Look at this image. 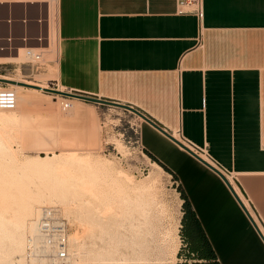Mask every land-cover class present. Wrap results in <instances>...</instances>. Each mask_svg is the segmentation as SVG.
<instances>
[{"label": "crops", "instance_id": "1", "mask_svg": "<svg viewBox=\"0 0 264 264\" xmlns=\"http://www.w3.org/2000/svg\"><path fill=\"white\" fill-rule=\"evenodd\" d=\"M42 1L1 3L0 36L46 33L52 9ZM201 2L199 40L197 18L179 14L176 0H57L54 76L45 81L146 116L113 106L133 115L137 145L183 189L194 238L218 264H264L249 218L264 224V0ZM49 44L28 45L44 53ZM178 129L236 175L248 213L217 172L167 135Z\"/></svg>", "mask_w": 264, "mask_h": 264}, {"label": "rangeland", "instance_id": "2", "mask_svg": "<svg viewBox=\"0 0 264 264\" xmlns=\"http://www.w3.org/2000/svg\"><path fill=\"white\" fill-rule=\"evenodd\" d=\"M53 18L51 12L50 51L33 49L42 50L37 62L25 49L19 50L17 59L16 51L11 54L0 49V77L54 87L45 81L54 76L53 66L47 64L56 58ZM28 36L25 42L29 44L32 36ZM1 88L14 90L16 103L13 108H0L4 118L0 121V190L8 197L5 202L0 200V264H208L196 258L183 238L177 183L137 145L132 114L12 83L0 82ZM68 100L71 105L64 108L63 102ZM85 158L92 160L93 168L76 162ZM36 165L39 169L35 170ZM65 166L76 176L60 182L59 172ZM8 175L12 176L9 184L3 181ZM81 178L93 184L96 195L88 193ZM19 183L31 192L33 189L34 198L26 199ZM22 199L32 210L20 224L21 214L14 210ZM43 208H51L67 220L65 259L41 258L32 250L34 232L29 222L34 221L37 228ZM11 216L16 222L7 227ZM99 253L107 259L97 260Z\"/></svg>", "mask_w": 264, "mask_h": 264}, {"label": "built area", "instance_id": "3", "mask_svg": "<svg viewBox=\"0 0 264 264\" xmlns=\"http://www.w3.org/2000/svg\"><path fill=\"white\" fill-rule=\"evenodd\" d=\"M176 11L179 14H193L200 25V31L198 34V38L200 40L201 37V19H202V2L201 0H176ZM41 22V19L38 20ZM7 22L10 24L11 19H8ZM10 30L5 36H0V40L3 41L4 44L0 46V49L6 52L11 53L18 52L19 49H25L26 55L39 62L41 59V51L34 52V47L21 45L17 46L14 41V38H20L22 41H26L29 36L28 34H22L21 37H16ZM33 37V36H32ZM36 42L42 44L44 42H49V30L46 33L39 34L34 37ZM201 44V43H200ZM42 48V47H41ZM66 100V99H65ZM16 103V95L14 90L10 88H1L0 89V108L9 109L13 108ZM70 101L63 102V107L68 108L70 107ZM135 131V130H134ZM173 138L176 139L178 142L189 148L193 153H195L199 158H201L204 162L209 164L212 168L216 169L219 173L227 178V180L231 183L232 188L234 189L233 183L237 187V179L236 175L223 168L216 162V160L208 153L207 148L205 146L200 147L194 145L192 142L184 138L181 134V131L178 129L173 132ZM207 155L208 158L213 162H208L207 160L203 159L202 155ZM233 182V183H232ZM237 194V193H236ZM238 195V194H237ZM240 198V196H239ZM241 199L244 207L250 211L249 208V200L248 198ZM251 218L255 222L259 232L262 234L264 238V224L261 222L259 216L251 215ZM67 220L64 219L60 214H58L55 210L51 208H43L40 212V215L37 219V230L38 235L31 238V246L34 254L41 258H54V259H65L67 256V243H68V228H67Z\"/></svg>", "mask_w": 264, "mask_h": 264}, {"label": "bare ground", "instance_id": "4", "mask_svg": "<svg viewBox=\"0 0 264 264\" xmlns=\"http://www.w3.org/2000/svg\"><path fill=\"white\" fill-rule=\"evenodd\" d=\"M15 1H26V2H31V1H35V0H0V4L2 3L3 4V2H15ZM38 2L39 1H42V0H37ZM43 2V1H42ZM57 2V0H53V1H51V2H48V3H50V7H51V11L53 12V14H54V18H53V29H54V44H55V40L57 39V22H56V3ZM49 6H47V7H49ZM50 9V8H49ZM49 11V10H48ZM47 12V11H46ZM45 13V12H44ZM42 14H43V12H42ZM44 15V14H43ZM47 16V15H46ZM51 16V15H50ZM44 17V16H43ZM45 19V18H44ZM44 21V20H43ZM48 21V20H47ZM45 22V21H44ZM44 22H42V23H44ZM46 23H48V22H46ZM45 25V24H44ZM46 25H48V24H46ZM42 28H43V26H42ZM45 28V27H44ZM49 28V27H48ZM44 30V29H43ZM45 30H47V29H45ZM51 30V29H50ZM42 32V31H41ZM45 32V31H44ZM43 34V33H42ZM50 34H51V32H50ZM50 36H52V34L50 35ZM56 36V37H55ZM56 38V39H55ZM20 39V38H19ZM35 38H33L32 37V39L31 40H34ZM21 40V39H20ZM25 44H28V42L26 43H24V41H23V45H25ZM57 44V43H56ZM49 45H51V42H50V44ZM54 46H56V45H54ZM43 47V46H42ZM47 47V46H46ZM51 47V46H50ZM35 49V48H34ZM55 49H56V47H55ZM19 50H21V49H19ZM18 50V54H17V56H16V59L17 58H19L20 57V51ZM25 51V50H24ZM22 52V51H21ZM56 53H57V51H55ZM55 53V54H56ZM26 54V53H25ZM29 57V56H28ZM55 57H56V55H55ZM56 59V58H55ZM17 82H20V81H17ZM25 83H27V82H25ZM12 84H17V83H12ZM29 84V83H28ZM17 85H19V84H17ZM36 85V84H35ZM22 86V85H21ZM41 87V86H40ZM43 87V86H42ZM43 88H45V87H43ZM33 89H35V88H33ZM61 88H59V90H60ZM36 90H39V89H36ZM60 99V98H59ZM3 116L1 115L0 116V121H4V118H2ZM2 137V136H1ZM1 137H0V147H2L3 146V144H2V139H1ZM71 153H73V152H70V154ZM1 154H3L2 152H1ZM5 155V154H4ZM70 156V155H69ZM71 157H72V155H71ZM203 159H205V160H207L208 162H211V160L208 158V156L207 155H202L201 156ZM2 158V157H1ZM9 158V157H8ZM11 158V157H10ZM42 158V157H41ZM74 158H75V155H74ZM78 158V157H77ZM80 158V157H79ZM3 159H7V157L5 158V157H3ZM77 161L76 162H78L79 164H81L82 166H84V167H87V169H89L90 167H92L91 166V164L93 165V163H91V161L89 160V159H87V158H85V159H76ZM95 162H97V161H95ZM103 162V161H102ZM201 162V161H200ZM98 163H100V162H98ZM157 168H159V169H161V170H163L162 169V167L161 166H159L157 163H155V162H152ZM202 163V162H201ZM212 164H213V162H211ZM102 164V163H101ZM1 165V164H0ZM205 165V164H204ZM64 166V165H63ZM95 166V165H94ZM101 166V165H100ZM99 166V167H100ZM1 167V166H0ZM58 167V166H57ZM57 167L55 168V169H57ZM66 167V166H65ZM97 167V166H96ZM208 167V166H207ZM34 168H35V170L36 169H39V167L36 165V166H34ZM53 168H54V166H53ZM61 168V167H60ZM93 168V167H92ZM4 169V168H3ZM100 169H101V167H100ZM97 170H99V169H97ZM105 170H107L106 168H105ZM2 171V170H1ZM0 171V172H1ZM57 171V170H56ZM100 171V170H99ZM102 171H104V170H102ZM108 171V170H107ZM7 172V171H6ZM5 172V173H6ZM92 172L93 171H91V172H88V173H91L92 174ZM61 173V174H60ZM101 173V172H100ZM99 173V174H100ZM94 174H96V171H95V173ZM101 174H103V173H101ZM97 175H98V172H97ZM74 176H76L75 174H73L72 173V171H71V169L69 168V167H66V168H64V169H62V171L61 172H59V181L60 182H62V181H64V180H67V179H70V178H73ZM225 177V176H224ZM1 178H2V176H1ZM11 178H12V176L11 175H8V178H7V180H3V181H5V182H8V184H9V182L11 181ZM84 179L86 178V177H83ZM83 178H81V181H82V183H83V185L84 186H86L87 187V189H86V187H85V189L87 190V191H89L88 193H90V194H93V195H96V190H95V188H94V186H93V184L92 183H90V181L87 179V181L85 180L84 181V179ZM226 178V177H225ZM39 179V178H38ZM2 180V179H1ZM13 180V179H12ZM77 180V179H76ZM226 180H227V178H226ZM44 181V180H43ZM228 181V180H227ZM229 182V181H228ZM11 183V182H10ZM81 183V182H80ZM86 183H89V184H86ZM233 183V182H232ZM45 184H48V183H45ZM229 184L231 185V183L229 182ZM49 185V184H48ZM51 185V184H50ZM88 185V186H87ZM26 186V185H25ZM25 186H22L20 183H19V185H18V187H21V188H23L24 189V194H26V199H31V197H32V195H31V193L32 192H34L33 191V189H32V192L31 191H29L28 190V188L27 187H25ZM53 186H54V184H52V188H53ZM83 186V187H84ZM233 186H234V191L237 193V194H239L240 195V193H239V191H238V189H237V187H236V185L233 183ZM30 187H32V186H30ZM27 188V189H26ZM41 188L43 189V187L41 186ZM40 188V189H41ZM46 188H48V187H46ZM51 188V189H52ZM81 188H82V186H81ZM41 189V190H42ZM43 191V190H42ZM40 193V192H39ZM38 193V194H39ZM43 193H45L44 191H43ZM4 194H6V193H4ZM3 194V192H1V190H0V200H2V201H6V197H7V195H4ZM37 194V193H36ZM41 194H42V192H41ZM50 194V193H49ZM35 195V194H34ZM238 195V196H239ZM37 196V195H36ZM8 198V197H7ZM32 198H34V196L32 197ZM11 205V204H10ZM9 206H7V208H8ZM19 208H17V209H15L14 211H16V210H18L19 212H20V214H21V220H20V224H21V222H23V220H24V218H26L25 217V215L27 214L28 215V213L29 212H31V207L29 206V204L26 202V200L24 199H22V204L20 205V206H18ZM38 207V206H37ZM11 208V207H10ZM15 208V207H14ZM33 208V207H32ZM35 208V207H34ZM36 209V208H35ZM40 209V208H39ZM107 209H108V207H107ZM12 211H13V209H11ZM104 210V209H103ZM105 211V210H104ZM109 211V210H108ZM103 213V212H102ZM106 213V212H105ZM19 214V215H20ZM29 215H30V213H29ZM101 215H104V214H101ZM34 216V215H33ZM2 218V215L0 214V219ZM37 220V219H36ZM13 221H15L16 222V220L13 218V216H11V217H8L7 218V220H6V225H7V227H8V225H10L11 223H13ZM37 222V221H36ZM35 222L33 221H30L29 222V226L31 227V230L34 232V235H35V237L38 235V230H37V228H36V225L34 224ZM16 224V223H15ZM28 226V229L30 228ZM27 227V226H26ZM33 232H31L32 234H33ZM18 233V232H17ZM21 233V232H20ZM16 234V233H15ZM19 234V233H18ZM29 234V233H28ZM18 235H16V237H17ZM15 237V238H16ZM19 237V236H18ZM17 237V238H18ZM22 236H20V238H21ZM76 237V236H75ZM19 239V238H18ZM14 240V239H13ZM7 245V244H6ZM17 245V244H16ZM96 259L97 260H101V261H103V260H106L107 259V257L105 256V255H103V254H98V256L96 257Z\"/></svg>", "mask_w": 264, "mask_h": 264}, {"label": "water", "instance_id": "5", "mask_svg": "<svg viewBox=\"0 0 264 264\" xmlns=\"http://www.w3.org/2000/svg\"><path fill=\"white\" fill-rule=\"evenodd\" d=\"M0 82L1 83H17V84L22 85V86H25V87H31V88L39 89V90H42V91H45V92L53 93V94H59V95L68 96V97H75V98L83 99V100L90 101V102H94V103H100V104H104V105H110V106H116V107H123L125 109L131 110V111L137 113L141 117H143V118H145V119L148 120V118L146 116H144L139 111H137L136 109H134V108H132L130 106L122 105V104H118V103H114V102H110V101H106V100H102V99L95 98V97H92V96H87V95H83V94H79V93H75V92H66V91H63V90L55 89V88H48V87L43 88V87H40V86L35 85V84H28V83H25V82H17L15 80H12V79H9V78H3V77H0ZM155 126H157V125H155ZM167 135L173 141H175L179 146H181L182 148H184L185 150H187L190 154H192L199 161H201L203 164H205L206 166H208L213 171L217 172L223 178V180L225 181V183L227 184V186L231 190L232 194L235 196V198L239 201V203L243 206L244 210L247 212V210L244 207V205L242 204L240 198L238 197V195L236 194V192L234 191V189L232 188V186L229 184V182L226 180V178L221 173H219L216 169L212 168L209 164H207L206 162H204L195 153H193L189 148H187L186 146H184L183 144H181L180 142H178L176 139H174L172 136H170V134L167 133ZM249 218L251 219V221L253 222V224H255L250 215H249ZM260 235L262 236L261 233H260ZM262 239L264 240V238H262Z\"/></svg>", "mask_w": 264, "mask_h": 264}, {"label": "trees", "instance_id": "6", "mask_svg": "<svg viewBox=\"0 0 264 264\" xmlns=\"http://www.w3.org/2000/svg\"><path fill=\"white\" fill-rule=\"evenodd\" d=\"M149 157L153 160V162L156 161L158 165L161 166L162 169H164L166 172L172 174L162 163L156 160L153 156L149 155ZM172 177L173 180H176L173 174ZM176 190L179 193L180 198L183 200L182 208L186 212V210L189 208L187 197L180 185L176 186ZM182 236L188 242L191 252L195 254L196 258L205 259L208 261V264H218L213 260L214 257L210 256L211 254L209 253L210 250L208 249V247H206L204 243L201 244L198 238H194V230L189 222L184 221V218H182Z\"/></svg>", "mask_w": 264, "mask_h": 264}]
</instances>
